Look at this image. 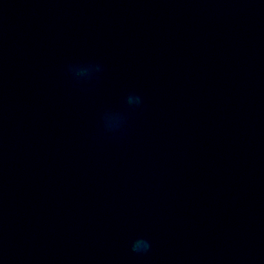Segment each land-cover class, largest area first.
<instances>
[{"label": "water", "instance_id": "water-1", "mask_svg": "<svg viewBox=\"0 0 264 264\" xmlns=\"http://www.w3.org/2000/svg\"><path fill=\"white\" fill-rule=\"evenodd\" d=\"M0 264H264V0H0Z\"/></svg>", "mask_w": 264, "mask_h": 264}, {"label": "clouds", "instance_id": "clouds-1", "mask_svg": "<svg viewBox=\"0 0 264 264\" xmlns=\"http://www.w3.org/2000/svg\"><path fill=\"white\" fill-rule=\"evenodd\" d=\"M137 102L140 101V97H136ZM150 247V243L148 240L145 239H138L134 244H133V250L134 251H146Z\"/></svg>", "mask_w": 264, "mask_h": 264}]
</instances>
